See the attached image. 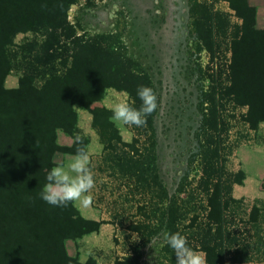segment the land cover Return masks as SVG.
Masks as SVG:
<instances>
[{
    "label": "trees",
    "instance_id": "16d2710c",
    "mask_svg": "<svg viewBox=\"0 0 264 264\" xmlns=\"http://www.w3.org/2000/svg\"><path fill=\"white\" fill-rule=\"evenodd\" d=\"M78 1L0 0V264H96L68 256L64 241L97 232L104 222L81 217L71 203L50 209L38 195L51 167L48 150L74 153L76 134L87 150L78 110L91 113L101 144L100 154L90 159L95 183L102 190L116 186L109 222L133 210L127 229L136 239L114 264H140L142 250L158 237L155 264H175L174 253L163 246L169 231L187 235L190 246L206 253L207 264H264V196L234 198L233 186L245 175L229 167L233 121L253 131L264 125V31L256 27L255 7L249 0H194L190 6L196 52H205L210 65L198 71L207 82L200 91L193 155L200 177L175 199L157 167L156 111L145 126H127L132 138L125 142L111 110L92 108L107 89L127 91L138 107L137 87L155 86L120 38L90 36L68 21ZM217 2L230 12L217 9ZM28 33L30 38L15 43L18 34ZM13 71L18 86L5 88ZM57 131L72 139L70 146L50 137Z\"/></svg>",
    "mask_w": 264,
    "mask_h": 264
},
{
    "label": "rangeland",
    "instance_id": "374dc122",
    "mask_svg": "<svg viewBox=\"0 0 264 264\" xmlns=\"http://www.w3.org/2000/svg\"><path fill=\"white\" fill-rule=\"evenodd\" d=\"M193 1L80 0L70 6L67 13L68 21L79 24L82 31L90 36L104 34L120 38L128 57L139 62L151 77L158 103L153 118L157 167L168 196L175 199L182 197L183 192L194 186L200 177L193 155L198 151L200 91L207 82L200 79L198 71L210 64L206 53H197L195 49L190 19ZM249 4L256 9V27L264 31V0H249ZM215 7L230 12L224 2L215 3ZM25 37L30 38L31 34H18L14 41L19 44ZM18 77L16 71L9 73L4 82L5 88H16ZM119 93L107 89L103 99L94 103L92 108L111 110L109 101L122 98ZM111 121L122 140L130 142L132 133L129 128ZM77 122L82 134L89 140L87 151L90 159H95L101 152V144L91 126V113L78 110ZM232 124L230 141L235 148L229 158V167L233 171L241 170L245 175L241 185L233 186L232 195L250 201L263 198L264 125L253 131L240 120H234ZM50 137L60 146L72 143V139L60 131ZM47 154L51 167L60 162L67 164L70 159V155L54 150H48ZM102 188L95 183L91 192L93 201L89 206H83L79 201L71 203L81 217L104 222L97 232L74 241H64L67 255L80 263L90 257L96 264H114L128 250L129 241L136 239L127 229L133 210L128 215L124 214L120 222L110 223L109 211L113 210L116 186L106 190ZM66 228L74 229L75 225ZM161 244V238H154L142 250L140 264H155Z\"/></svg>",
    "mask_w": 264,
    "mask_h": 264
},
{
    "label": "clouds",
    "instance_id": "9594fccd",
    "mask_svg": "<svg viewBox=\"0 0 264 264\" xmlns=\"http://www.w3.org/2000/svg\"><path fill=\"white\" fill-rule=\"evenodd\" d=\"M119 97L122 98L109 101L112 113L110 119L123 126H145L147 118L158 107L155 90L148 85L141 84L136 89V98L140 101L138 107L136 99L131 98L127 91L120 92ZM74 141L79 146L70 154L67 164L60 162L47 170L45 183L38 195L49 206L67 207L77 201L83 206H89L92 202L91 192L95 187V179L90 156L81 144L82 137L79 134L74 136ZM163 246L172 250L176 257L175 264H207L206 253L190 246L187 235L180 231L166 232Z\"/></svg>",
    "mask_w": 264,
    "mask_h": 264
}]
</instances>
